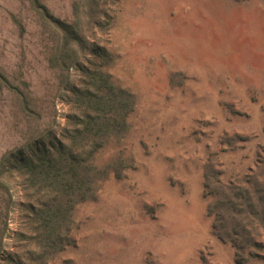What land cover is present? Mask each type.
Wrapping results in <instances>:
<instances>
[{"label": "rangeland", "instance_id": "374dc122", "mask_svg": "<svg viewBox=\"0 0 264 264\" xmlns=\"http://www.w3.org/2000/svg\"><path fill=\"white\" fill-rule=\"evenodd\" d=\"M102 2L110 25L97 28L87 0H0V162L66 124L69 71L53 64L60 22L79 25L73 66L89 59L79 46H105L110 73L135 94L123 139L134 165L121 178L110 173L96 199L75 207L72 243L48 264H264V252L239 257L217 237L203 186L210 153L224 180L264 157V0ZM77 77L71 67L68 82ZM235 133L243 139L234 147L221 143ZM116 151L108 144L97 159ZM5 180L0 264H26L39 249L24 196Z\"/></svg>", "mask_w": 264, "mask_h": 264}, {"label": "trees", "instance_id": "16d2710c", "mask_svg": "<svg viewBox=\"0 0 264 264\" xmlns=\"http://www.w3.org/2000/svg\"><path fill=\"white\" fill-rule=\"evenodd\" d=\"M102 1L87 0L88 16L97 28L110 25ZM75 25L79 27L77 22L59 23L63 39L53 60L60 70L69 71L64 77L66 124L48 142L39 141L28 152H10L0 162V186L11 178L19 187L24 196L20 205L27 207L23 216L39 249L26 264H48L70 245L75 207L96 199L110 173L121 178L135 162L123 145L135 94L110 73L114 55L105 46H79L89 59L73 66L78 54L71 45L83 42ZM71 67L78 71L73 84L68 82ZM242 139L236 133L225 134L221 143L234 147ZM108 144L116 145L117 151L100 163L98 152ZM222 173L218 155L210 153L203 163V186L210 198L206 212L213 218V231L223 242L233 244L239 257H260L264 252V157H259L254 169L232 179L224 180ZM204 263L212 264L206 259Z\"/></svg>", "mask_w": 264, "mask_h": 264}]
</instances>
